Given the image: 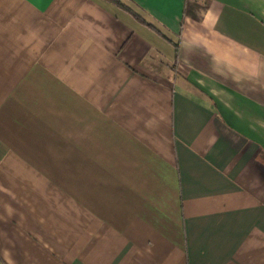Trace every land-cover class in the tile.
<instances>
[{"label": "crops", "instance_id": "1", "mask_svg": "<svg viewBox=\"0 0 264 264\" xmlns=\"http://www.w3.org/2000/svg\"><path fill=\"white\" fill-rule=\"evenodd\" d=\"M0 0V264H264V0Z\"/></svg>", "mask_w": 264, "mask_h": 264}, {"label": "trees", "instance_id": "2", "mask_svg": "<svg viewBox=\"0 0 264 264\" xmlns=\"http://www.w3.org/2000/svg\"><path fill=\"white\" fill-rule=\"evenodd\" d=\"M107 1L110 2L112 5H114L116 8H118L119 10L131 15L140 24H142V25H144V26H146L148 28L154 29L155 31L160 33L154 26L149 24L145 19H143L131 7H129L128 5L123 3L121 0H107Z\"/></svg>", "mask_w": 264, "mask_h": 264}]
</instances>
